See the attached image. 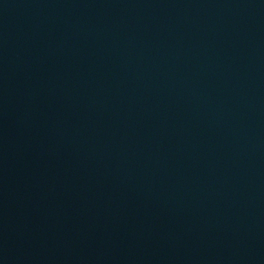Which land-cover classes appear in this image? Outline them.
<instances>
[{"label":"water","instance_id":"obj_1","mask_svg":"<svg viewBox=\"0 0 264 264\" xmlns=\"http://www.w3.org/2000/svg\"><path fill=\"white\" fill-rule=\"evenodd\" d=\"M0 264H264V0H0Z\"/></svg>","mask_w":264,"mask_h":264}]
</instances>
